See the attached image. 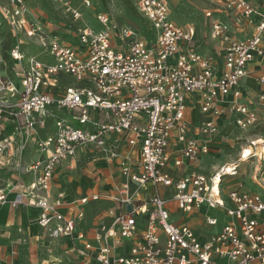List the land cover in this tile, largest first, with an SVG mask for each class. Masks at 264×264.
Segmentation results:
<instances>
[{"label": "built area", "instance_id": "obj_1", "mask_svg": "<svg viewBox=\"0 0 264 264\" xmlns=\"http://www.w3.org/2000/svg\"><path fill=\"white\" fill-rule=\"evenodd\" d=\"M58 1L75 21L82 18L69 0ZM128 1L155 32L152 40L138 38L128 27L109 28V15L100 13L97 21L104 29L83 27L65 42L57 31L27 19V0H8L2 7L12 32L34 38L52 61L27 56L18 40L6 58L0 41V170L13 167L14 173L31 177L26 183L0 184V205L37 210V226L49 238L68 239L76 264H264V156L255 152L257 144L250 142L247 156L243 149L237 160L210 174L190 168L209 154L221 115L234 114L240 130L257 120L256 109L242 101L240 82L258 61L256 81L264 86V9L249 0H208L235 25L244 21L252 29L237 39L228 23L205 11L209 39L223 48L217 60L195 49V29L172 22L165 0ZM81 2L91 8V0ZM62 75L75 84H60ZM187 102L207 116L194 128ZM29 143L42 157L24 164ZM88 148L116 162L123 179L116 192L72 202L63 193L50 196L57 167ZM252 158L258 161L250 181L263 196L244 190L243 182L226 190L225 179L236 178ZM157 186L171 189L172 196L156 191L140 197ZM99 201L115 207L95 216L88 238L81 229L85 206ZM170 204L181 215L204 207L229 221L201 239L186 223L171 219ZM204 223L214 229L218 220L209 214Z\"/></svg>", "mask_w": 264, "mask_h": 264}, {"label": "rangeland", "instance_id": "obj_2", "mask_svg": "<svg viewBox=\"0 0 264 264\" xmlns=\"http://www.w3.org/2000/svg\"><path fill=\"white\" fill-rule=\"evenodd\" d=\"M69 1L73 8L81 14L80 20L75 21L69 13L65 12L58 0H27V19L39 24L44 30H56L66 37L67 42L74 40L80 28L88 27L94 31L104 29L97 21V15L105 13L110 17L107 24L109 28L112 26L128 27L135 32L138 38L147 41L154 38L155 32L149 31L148 22L133 12L128 0H91V8L84 7L81 0ZM165 1L170 12L169 19L172 22L180 26L189 25L195 29L196 34L193 42L195 49L202 53L214 52L209 39V21L205 18V11L213 9L208 0ZM7 2L8 0H0V41L6 58L11 43L18 40L23 43V51L27 56H36L42 62L52 61L49 56L43 54L34 38H29L24 33L14 34L12 32L1 13L2 7L7 6ZM251 3L254 6L259 4L264 7V0H251ZM118 47L119 42L116 43V48ZM4 68L8 74L11 72V65L8 62ZM58 80L63 85L75 84V80L69 76H59ZM245 93L247 95L246 103L257 111L256 122L250 128L240 130L234 124L233 117L229 116L224 124L219 125L217 134L211 138V154L205 160L202 158L198 161L199 167L204 172L210 173L219 164L237 160L239 153L243 149L247 150L253 140L264 141V86L253 78L251 88L247 89ZM206 117L203 114H198L193 122L195 126L192 128ZM256 147H260V145L258 144ZM259 150L260 148H256L255 152L257 153ZM257 161L256 158H252L244 163L234 182H243L244 190L263 196V192L250 181V175L255 173L254 168ZM67 167L62 183H66L68 190L77 188V190L83 191L98 180L104 183V186L109 181L113 183L119 181L117 171L91 148L78 151L74 160ZM204 210L203 207L186 216L181 215L173 208L171 219L177 224L180 222L192 224L195 234L201 239H205L219 231L229 219L224 213L209 211V214L218 220L217 227L210 229L204 221L202 222ZM37 235L36 231L32 232L26 226H17L16 223L0 224V264H49V256L52 254L50 250L53 246L48 238H44L41 234Z\"/></svg>", "mask_w": 264, "mask_h": 264}, {"label": "crops", "instance_id": "obj_3", "mask_svg": "<svg viewBox=\"0 0 264 264\" xmlns=\"http://www.w3.org/2000/svg\"><path fill=\"white\" fill-rule=\"evenodd\" d=\"M249 1L251 2V0ZM210 4L213 6V9L207 10V11L212 12V19H217L222 22L228 23L231 27L230 31H231L232 36H234L237 39H242L251 33L252 29L249 28L244 21H242V23L240 22L239 24L235 25L236 23H235V20H233V18H230L226 14L222 13L220 8L216 6L215 4H212V3ZM256 5L264 9V7H262L261 5L259 4H256ZM207 20L210 23V20L209 19ZM47 30L56 31V30H49V29ZM62 38L66 42V37L64 35H62ZM210 43L212 44V49L214 50V52H207L203 54L213 55L217 60H220V56L223 53L222 51L223 48L221 44H218L211 40H210ZM260 71H261V64L258 61L249 65L248 75L245 78H243L240 82V89H242V101L243 102H246V97H247L245 91L251 88L253 78H255L256 80L257 76L260 74ZM243 93H244V96H243ZM187 107H188L187 118L190 123V127L192 128L193 126H195V124H193L194 120L200 113L198 112L197 109H195L191 105L190 102H187ZM229 116H232L233 121H235L236 116L234 114H229L226 112L217 119L218 126L224 124V122L228 120ZM9 130H10L9 125H6V131H9ZM253 141L255 142L256 140H253ZM171 149H174V148H171ZM128 151H130L132 156L135 159H137V154L134 151H131L128 148H123L122 150L123 153H126ZM210 154H211V150L208 155L202 156L200 159L202 160L203 158V160H205V158H207ZM41 157L42 155L40 154L39 156L34 146L31 143H29L23 154L22 160L24 164H28L32 161H36L40 159ZM72 161L73 160L64 161L57 167L56 171L54 172L53 179H52L50 196L54 197L58 193H63L65 197V201L67 200L68 202H72L82 197H86V196L88 197L93 193H106V192L115 193L117 187L120 185V183L123 180L119 174V170L117 168L116 162H108V164H110L117 171L118 179H119L117 183H113L112 181H109L107 183L105 182L106 186H104V183H101L98 180L95 184H92L89 188L87 186V189L85 188L83 189V191H79L77 190V188L68 190L66 188V183H62V182H64L65 177H63V175L66 173V169L68 168L67 165L70 164ZM15 162H16V158L13 159V163ZM225 163H228V162H225ZM219 165H217L214 169H212L210 173H212ZM199 166L200 165L197 162L196 164H193V165L191 164L190 168L197 169L199 171L204 172L202 168H200ZM12 169L13 167L11 168L8 167V168H4L0 170L1 186H4L6 183L10 185L15 184L18 181L26 183L31 178L29 175H24V174L18 175L14 173ZM210 173H207V174H210ZM235 179L237 178H226L225 179L224 184H225L226 190H232L238 187V184L240 182L238 183L236 181L234 182ZM156 191L166 199H169L172 196L171 189L164 188L162 186H157V187H149L146 192L144 191L141 192L140 197L142 198L148 197L150 194ZM9 197L13 198V194H9ZM112 207H115V204L112 202H108V201H99L97 203H89L85 206L86 217H85V220L83 221L81 229L85 230L88 238L91 237V228L94 225L95 216L98 214H103V211L105 209L112 208ZM173 208L176 210V208L172 204H170L169 209L171 211V218H172ZM64 211L66 212V208L64 209ZM204 212H205L203 213L204 217L206 215H209V211L207 209H205ZM36 220H37V210L35 209L24 208V207L18 208V209H12L10 208L9 205H0V224L5 225L9 223H16L17 226H22V227L26 226V228L28 230H31L32 232L36 231L38 234L37 236L41 234L44 238H48V240L51 242L53 246V248L50 250L52 254L49 256V260H48L49 264H54L56 262H62L63 264H76L77 256L75 255V253L71 251V248H72L71 242L66 238H59V239L49 238L45 234V232H43V230L37 226ZM203 221L204 219L202 220V222ZM187 225L190 226L191 228L193 227V225L190 223H188ZM92 264H97V263H92Z\"/></svg>", "mask_w": 264, "mask_h": 264}, {"label": "bare ground", "instance_id": "obj_4", "mask_svg": "<svg viewBox=\"0 0 264 264\" xmlns=\"http://www.w3.org/2000/svg\"><path fill=\"white\" fill-rule=\"evenodd\" d=\"M254 144L260 145V147H259L260 148V154L258 153V155H260V157H263L264 156V141L258 139L254 142ZM250 146L247 150L244 151L245 156H247V154L249 153V149L251 148Z\"/></svg>", "mask_w": 264, "mask_h": 264}, {"label": "trees", "instance_id": "obj_5", "mask_svg": "<svg viewBox=\"0 0 264 264\" xmlns=\"http://www.w3.org/2000/svg\"><path fill=\"white\" fill-rule=\"evenodd\" d=\"M131 6V5H130ZM132 8V7H131ZM133 10V9H132ZM134 12V11H133ZM135 13V12H134ZM136 14V13H135ZM137 15V14H136Z\"/></svg>", "mask_w": 264, "mask_h": 264}]
</instances>
